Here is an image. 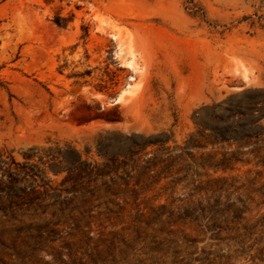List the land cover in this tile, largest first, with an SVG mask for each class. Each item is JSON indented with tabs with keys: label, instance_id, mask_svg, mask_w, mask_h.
<instances>
[{
	"label": "rangeland",
	"instance_id": "obj_1",
	"mask_svg": "<svg viewBox=\"0 0 264 264\" xmlns=\"http://www.w3.org/2000/svg\"><path fill=\"white\" fill-rule=\"evenodd\" d=\"M221 104L263 112L264 0H0V264H264L262 159L197 125Z\"/></svg>",
	"mask_w": 264,
	"mask_h": 264
},
{
	"label": "trees",
	"instance_id": "obj_2",
	"mask_svg": "<svg viewBox=\"0 0 264 264\" xmlns=\"http://www.w3.org/2000/svg\"><path fill=\"white\" fill-rule=\"evenodd\" d=\"M57 21L58 20H56V24L60 26ZM226 106L227 104H221L216 107L219 110H222L223 113L227 114V117L220 123V126L211 128L204 123H197V125L201 128L200 134L205 135V131H210L209 135L212 136L215 145L222 144L231 146L235 144L238 148L252 147L254 152H251V155H253L255 159H262V162L260 163L264 166V127L260 125L264 119V104H262V114L257 117H254L255 114L258 113V111L255 109L251 110L249 114H241L228 109ZM238 117H242V120L236 121V118ZM166 144L167 142H159V145H162L161 147H165ZM133 147L134 146H130L129 151H132L131 149H134ZM192 147L194 146H191V142L188 141L185 148L177 149L175 152L169 151V148H165V156L167 159L172 158V156L181 158L183 154L188 155ZM199 149H205V146H199ZM106 151L107 150L104 152H101V150L99 151L98 155L106 159V162L101 166H97L92 165L90 162L85 160L83 158V153L79 152L75 148L68 147L67 150L63 152V156L66 163L69 165L67 171L72 174L73 182L79 184L81 180L87 178L88 183H95L92 190H100L101 188L105 190L103 197H109V195L117 196L120 192H133L136 194L135 189H130L127 184H124L123 187L115 183L114 186L108 185L107 180L111 181L114 178H119V175L117 174L116 170L118 166L116 157L108 156ZM87 153L88 152L86 151L85 155H87ZM260 153H262V158H260ZM233 160L234 158L231 159L227 157V155H224L218 167H221V164L223 165L224 163L228 164ZM60 173L61 172H57V175ZM109 205H114V202L105 204L107 207H109ZM120 207L123 208V206ZM164 209H166L165 206H160L158 209L152 208L150 210V214H156L157 210ZM137 212L142 214L140 210H137ZM167 213L171 214L169 211Z\"/></svg>",
	"mask_w": 264,
	"mask_h": 264
},
{
	"label": "water",
	"instance_id": "obj_3",
	"mask_svg": "<svg viewBox=\"0 0 264 264\" xmlns=\"http://www.w3.org/2000/svg\"><path fill=\"white\" fill-rule=\"evenodd\" d=\"M116 102V100H113V103H115Z\"/></svg>",
	"mask_w": 264,
	"mask_h": 264
}]
</instances>
